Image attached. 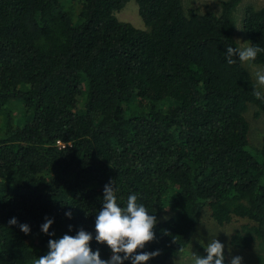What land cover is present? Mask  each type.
I'll use <instances>...</instances> for the list:
<instances>
[{
  "label": "trees",
  "instance_id": "trees-1",
  "mask_svg": "<svg viewBox=\"0 0 264 264\" xmlns=\"http://www.w3.org/2000/svg\"><path fill=\"white\" fill-rule=\"evenodd\" d=\"M128 1L0 0V264H33L49 239L81 228L107 260L95 217L110 180L120 206L135 193L157 218L136 250H160L145 264L187 251L204 215L242 219L230 244L257 243L252 264H264V141L248 149L245 116L264 113L253 90L264 91L226 58L241 0H221L219 14L133 0L144 29L116 16ZM242 30L264 48V5L245 8ZM250 62L264 66V52Z\"/></svg>",
  "mask_w": 264,
  "mask_h": 264
},
{
  "label": "clouds",
  "instance_id": "clouds-1",
  "mask_svg": "<svg viewBox=\"0 0 264 264\" xmlns=\"http://www.w3.org/2000/svg\"><path fill=\"white\" fill-rule=\"evenodd\" d=\"M260 52H264V48L255 44L244 47L229 46L226 49L227 63L234 64L236 60L233 57H238L241 62L254 61ZM255 77L257 85L264 87V69H258ZM253 95L264 100V93L255 88ZM115 193L113 181L110 180L104 185L102 207L95 217V240L111 249L112 255L109 259H101L99 249L93 251L90 248L93 236L81 228L75 235L64 234L59 239H49L48 252L39 256L33 264H123L125 260H130L131 264H145L159 255V249L139 254L136 251L155 239L152 229L157 223L156 216L150 215L145 205L137 202V194H130L126 205L122 207L118 204ZM65 215L71 218L72 213L68 211ZM8 223L15 225L17 220L13 217ZM52 223L53 219L45 217V222L40 226L41 231L53 236L54 233L49 232ZM71 227L69 225L70 230ZM19 228L25 234L30 232L26 223L19 224ZM205 251L204 257L192 253V264H225L224 244L218 239L213 238L205 247ZM242 259L239 255L233 256L229 264H242Z\"/></svg>",
  "mask_w": 264,
  "mask_h": 264
},
{
  "label": "rangeland",
  "instance_id": "rangeland-1",
  "mask_svg": "<svg viewBox=\"0 0 264 264\" xmlns=\"http://www.w3.org/2000/svg\"><path fill=\"white\" fill-rule=\"evenodd\" d=\"M221 0H181L185 10L189 8L197 9L199 12H205L211 10L216 14H219L221 10ZM65 6L73 7L69 3V0H63ZM248 5H252L255 8L264 5V0H241L236 6L233 12V35L238 47H244L249 45L244 32L242 30V19L244 16L245 8ZM76 8V6H75ZM78 11V8L77 10ZM118 19L132 23L135 27L144 29L145 25L138 15L137 4L135 1H128L125 6L116 12ZM246 64L247 69L251 73L254 81L257 85L255 72L258 69H264V66L255 65L252 62H243ZM258 86V85H257ZM260 90L264 91V87L258 86ZM14 113L18 116L20 106L17 103H13L11 106ZM256 107L250 105L245 113L246 119L249 123L248 128V149L251 152H256V149L260 148L261 143L264 141V113L255 115ZM21 113V112H20ZM243 220H237L224 225H217L212 222L207 215H204L198 225V229L194 234L193 245L191 244L187 251L179 253L172 257L168 264H192V253L201 256V253L205 251L207 244L213 239H218L224 244V251L229 260L233 256L239 255L242 259V264H252L255 255L260 252L257 243H254L250 249H237L230 244V235L239 229Z\"/></svg>",
  "mask_w": 264,
  "mask_h": 264
},
{
  "label": "built area",
  "instance_id": "built-area-1",
  "mask_svg": "<svg viewBox=\"0 0 264 264\" xmlns=\"http://www.w3.org/2000/svg\"><path fill=\"white\" fill-rule=\"evenodd\" d=\"M56 143H57L58 145L64 147V144H63L60 140H57ZM111 255H112V253H110L109 258H110ZM109 258H108V259H109Z\"/></svg>",
  "mask_w": 264,
  "mask_h": 264
}]
</instances>
